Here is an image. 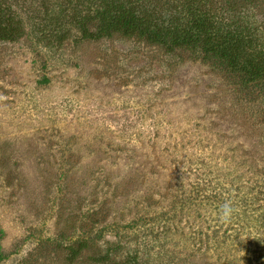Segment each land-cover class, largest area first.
<instances>
[{"label":"rangeland","instance_id":"1","mask_svg":"<svg viewBox=\"0 0 264 264\" xmlns=\"http://www.w3.org/2000/svg\"><path fill=\"white\" fill-rule=\"evenodd\" d=\"M1 1L26 32L0 40V264H264V87L132 32L80 39L78 14L36 32L40 0Z\"/></svg>","mask_w":264,"mask_h":264},{"label":"trees","instance_id":"2","mask_svg":"<svg viewBox=\"0 0 264 264\" xmlns=\"http://www.w3.org/2000/svg\"><path fill=\"white\" fill-rule=\"evenodd\" d=\"M144 1L40 0L39 9L27 3L21 7L32 15L36 32L51 25L59 33L69 23L71 14H78L80 39L90 35L96 40L116 32L129 36L132 32L131 35L169 52L184 50L204 62L221 60L239 77L238 83L247 88L264 87V26L260 27L243 7L246 0H238L241 5L235 8L228 6L231 14L222 4L210 6L211 0H163L158 11L143 6ZM71 9L75 12L71 13ZM89 23L95 26L92 34L85 30ZM25 32L19 11L0 0V40L14 41Z\"/></svg>","mask_w":264,"mask_h":264},{"label":"clouds","instance_id":"3","mask_svg":"<svg viewBox=\"0 0 264 264\" xmlns=\"http://www.w3.org/2000/svg\"><path fill=\"white\" fill-rule=\"evenodd\" d=\"M234 212L232 205L229 202H225V204L221 207L220 214L221 217L225 220L229 219Z\"/></svg>","mask_w":264,"mask_h":264}]
</instances>
